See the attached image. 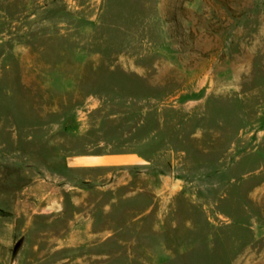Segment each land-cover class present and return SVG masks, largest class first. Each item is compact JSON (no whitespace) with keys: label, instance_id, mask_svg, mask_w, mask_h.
Listing matches in <instances>:
<instances>
[{"label":"rangeland","instance_id":"374dc122","mask_svg":"<svg viewBox=\"0 0 264 264\" xmlns=\"http://www.w3.org/2000/svg\"><path fill=\"white\" fill-rule=\"evenodd\" d=\"M0 259L264 264V0H0Z\"/></svg>","mask_w":264,"mask_h":264},{"label":"crops","instance_id":"0c3cea01","mask_svg":"<svg viewBox=\"0 0 264 264\" xmlns=\"http://www.w3.org/2000/svg\"><path fill=\"white\" fill-rule=\"evenodd\" d=\"M18 214L20 215V213H18ZM22 214H25V215L28 214V215H30V214H32V213H29V212H28V213H27V212H22ZM34 214H35V212H34ZM22 216H23V215H22ZM22 216H21V217H22ZM21 217H20V218H21ZM11 228H12V227H11ZM13 228H14V227H13ZM0 261L2 262V259H0ZM4 262H6V261L4 260V261H3V264H4ZM11 263H12V262H11Z\"/></svg>","mask_w":264,"mask_h":264}]
</instances>
